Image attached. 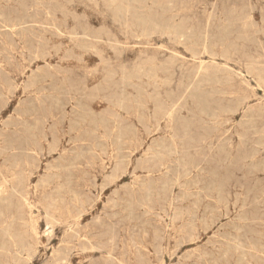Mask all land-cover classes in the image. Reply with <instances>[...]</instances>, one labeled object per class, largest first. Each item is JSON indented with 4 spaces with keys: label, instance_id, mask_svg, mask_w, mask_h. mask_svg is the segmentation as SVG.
<instances>
[{
    "label": "rangeland",
    "instance_id": "374dc122",
    "mask_svg": "<svg viewBox=\"0 0 264 264\" xmlns=\"http://www.w3.org/2000/svg\"><path fill=\"white\" fill-rule=\"evenodd\" d=\"M4 8L0 264H264V0Z\"/></svg>",
    "mask_w": 264,
    "mask_h": 264
},
{
    "label": "bare ground",
    "instance_id": "6f19581e",
    "mask_svg": "<svg viewBox=\"0 0 264 264\" xmlns=\"http://www.w3.org/2000/svg\"><path fill=\"white\" fill-rule=\"evenodd\" d=\"M21 3L18 4V7H21L22 5H20ZM17 9V8H16ZM2 10V9H1ZM2 17L3 19L1 20V24L0 26H5V27H15L17 26L19 23L18 21L15 19V14H18V15H21V9L20 10H17L16 13H14L13 11H9L8 9L4 8V10H2ZM6 16H11V17H6ZM5 30V29H4ZM15 31V30H14ZM30 72V71H29ZM27 74V73H26ZM33 153V152H32ZM45 153V152H44ZM35 154V153H33ZM38 157V156H37ZM41 158V157H39ZM43 160V159H42ZM45 161V160H44ZM133 167V166H132ZM39 173V170L38 172ZM151 175V174H150ZM5 177V181H7V175H4ZM134 179V178H133ZM118 181V180H117ZM30 183V182H29ZM115 184V183H114ZM117 186V185H116ZM3 191V189L1 190L0 189V193ZM4 191H7V190H4ZM37 191V190H36ZM20 193V195H24L26 194L27 196L29 195L28 193H25V192H22V191H18ZM34 197V196H33ZM26 203L29 207V211L28 213L30 212V216H31V229H32V232L34 233V236L36 238V243H37V235H38V231H37V222L35 220V218L32 217V213H33V207L31 206V204H33V202H31V200L29 199V196L26 197ZM23 200V199H22ZM37 207L41 208L42 209V205H36ZM94 206V205H93ZM27 207V208H28ZM89 209V208H88ZM91 210V209H90ZM92 211V210H91ZM41 212V211H40ZM91 213V212H90ZM41 214V213H40ZM48 215V218L50 219V223L55 226L56 224L57 225H61L65 228H68V229H73V228H77V226L80 224V217L79 218H76L77 214L75 215H72L70 216L69 218L68 217H62L58 211V209H54L53 211H47L46 213ZM50 216V217H49ZM2 217V216H1ZM36 217V215H35ZM82 217V216H81ZM84 217V216H83ZM6 224V223H5ZM4 224V225H5ZM7 225V224H6ZM5 225V226H6ZM51 225V226H52ZM2 227V226H1ZM4 227V226H3ZM2 227V228H3ZM79 228V227H78ZM1 229V228H0ZM172 229V228H171ZM79 233V236L80 238L81 237H85V235H83L81 233V231H77ZM6 234V233H5ZM42 235V234H41ZM39 237V236H38ZM86 239H88L90 242H93L95 241L93 238H89V237H86ZM41 240V239H40ZM42 241V240H41ZM41 244V243H40ZM4 246V245H3ZM2 246V247H3ZM55 250V249H54ZM54 250H53V253H54ZM130 250V249H129ZM134 252V250H132ZM134 257V256H133ZM52 262L53 259H51ZM58 263V262H57ZM61 264V263H60Z\"/></svg>",
    "mask_w": 264,
    "mask_h": 264
}]
</instances>
